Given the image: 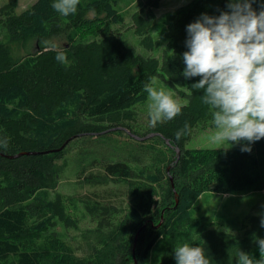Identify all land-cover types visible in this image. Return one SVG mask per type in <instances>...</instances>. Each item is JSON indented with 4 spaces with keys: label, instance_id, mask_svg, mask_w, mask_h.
<instances>
[{
    "label": "trees",
    "instance_id": "trees-1",
    "mask_svg": "<svg viewBox=\"0 0 264 264\" xmlns=\"http://www.w3.org/2000/svg\"><path fill=\"white\" fill-rule=\"evenodd\" d=\"M53 2L36 0L19 13L17 0L0 7L8 38L36 43L33 52L14 59L0 39V140L7 139V148L0 147V264H176L173 249L183 243L203 247L210 264H237L239 250L259 260L264 212L234 230L212 228L206 216L192 213L207 191L264 190V138L250 152L241 150L246 141L232 148L186 146L197 127H214L202 90L191 87L200 77L182 75L186 26L202 13L228 11L226 0H191L157 23L147 6L134 12L140 44L171 49L161 62L118 35L115 25L124 18L116 0H80L68 17ZM262 5L264 0H255L252 7L259 12ZM154 24L156 38L149 33ZM54 39L64 41L57 50L66 64L49 47ZM156 75L188 101L175 119L155 128L148 121L139 130L135 105L145 102L144 85ZM185 123L189 129L177 140ZM112 141L126 144L125 157ZM77 142L78 183L104 189L75 196L54 192ZM102 143L110 144L105 153L91 146ZM84 220L91 225L74 237ZM158 242L161 256L153 263Z\"/></svg>",
    "mask_w": 264,
    "mask_h": 264
},
{
    "label": "clouds",
    "instance_id": "clouds-1",
    "mask_svg": "<svg viewBox=\"0 0 264 264\" xmlns=\"http://www.w3.org/2000/svg\"><path fill=\"white\" fill-rule=\"evenodd\" d=\"M80 0H54L52 7L62 17L77 11ZM255 0H226L228 11L218 16L202 13L186 26L187 50L182 59L185 79L200 77L192 89L202 90L201 102L212 109V123L216 129L211 137L217 148L225 144L246 141L242 151H251L253 142L264 138V5L259 12L253 9ZM56 51L55 59L66 64V55ZM144 85L148 104L149 125L175 119L184 107L170 94L153 86ZM189 129L175 133L179 140ZM228 146V147H229ZM0 147L7 148V139L0 140ZM264 228V216L260 219ZM259 260L243 251L238 252L237 264H264V238L256 240ZM176 264H210L201 246L178 244L174 249Z\"/></svg>",
    "mask_w": 264,
    "mask_h": 264
},
{
    "label": "rangeland",
    "instance_id": "rangeland-1",
    "mask_svg": "<svg viewBox=\"0 0 264 264\" xmlns=\"http://www.w3.org/2000/svg\"><path fill=\"white\" fill-rule=\"evenodd\" d=\"M10 0H0V7ZM36 0H17L15 11L21 12L25 8L29 7ZM116 9L123 15V22L115 25L118 28V35L129 43L135 51L144 56L157 57L161 62L165 53L171 55L172 51L167 44L156 46L152 49H148L140 44V37L134 32L132 26V14L139 11L142 7L147 6L156 17V23L158 20L167 12L173 11L174 9L187 4L191 0H116ZM92 13H90V16ZM149 33L156 38L157 37V25H153L149 30ZM0 39L6 43L9 47L13 58H20L27 53H31L36 49L35 39H28L26 42H14L8 38L5 27L0 24ZM53 43L57 46H62L64 41L62 39H54ZM151 82L157 89H162L166 93L170 94L180 104H185L188 101V97L173 89L160 75L154 76ZM180 90L184 93H188V89L185 86H181ZM150 103L147 96L146 100L142 104L135 105L137 112V126L139 130L144 129L145 124L149 121L148 116V104ZM215 127H197L189 140L186 143L187 147L191 148H217V144L211 139L215 133ZM125 133V132H124ZM150 137V136H149ZM122 138L125 139L124 136ZM126 140V139H125ZM111 142L112 146L116 147V152L119 153V157H125L127 153V147L122 142ZM78 143V144H77ZM72 147L67 155V164L59 175V182L54 192L65 194L68 196H75L80 194L89 193L91 191H102L103 186H91L85 183H78L77 171L79 162L78 155L75 157L77 151H80L81 143L77 142ZM110 144L102 143L99 146L91 144L95 151L105 153L108 150ZM118 144V145H115ZM237 144V143H236ZM236 144H225L224 147L232 148ZM87 147L88 144L85 143ZM80 146V148H79ZM84 146V145H82ZM229 146V147H228ZM100 153L94 152L93 156L100 158ZM113 153V152H112ZM90 157L83 158L84 163L89 161ZM110 188L115 189L113 185H109ZM264 212V190L261 191H249L232 194H218L212 191H207L201 194L194 203L192 213L195 216H206L208 220V226L212 228H218L223 230H234L244 222L248 216L252 214H260ZM91 224L84 220L80 223L79 228L72 231L74 237H78L80 231L90 226ZM161 256V246L158 242L152 249L151 261L154 263L159 260Z\"/></svg>",
    "mask_w": 264,
    "mask_h": 264
},
{
    "label": "water",
    "instance_id": "water-1",
    "mask_svg": "<svg viewBox=\"0 0 264 264\" xmlns=\"http://www.w3.org/2000/svg\"><path fill=\"white\" fill-rule=\"evenodd\" d=\"M152 135V134H151ZM147 137H149V135L148 136H145V137H137V139H139V140H143V139H145V138H147ZM167 143H168V141H166ZM177 152H178V150H177ZM25 153H28V152H20V153H18V154H16V155H20V154H25Z\"/></svg>",
    "mask_w": 264,
    "mask_h": 264
},
{
    "label": "bare ground",
    "instance_id": "bare-ground-1",
    "mask_svg": "<svg viewBox=\"0 0 264 264\" xmlns=\"http://www.w3.org/2000/svg\"><path fill=\"white\" fill-rule=\"evenodd\" d=\"M150 136V135H149Z\"/></svg>",
    "mask_w": 264,
    "mask_h": 264
}]
</instances>
